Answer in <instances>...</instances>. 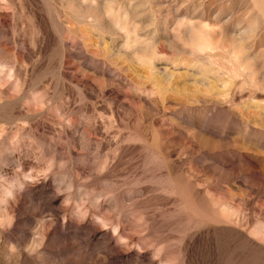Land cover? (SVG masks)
I'll use <instances>...</instances> for the list:
<instances>
[{
  "label": "rangeland",
  "instance_id": "obj_1",
  "mask_svg": "<svg viewBox=\"0 0 264 264\" xmlns=\"http://www.w3.org/2000/svg\"><path fill=\"white\" fill-rule=\"evenodd\" d=\"M0 264H264V0H0Z\"/></svg>",
  "mask_w": 264,
  "mask_h": 264
}]
</instances>
